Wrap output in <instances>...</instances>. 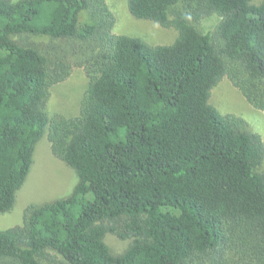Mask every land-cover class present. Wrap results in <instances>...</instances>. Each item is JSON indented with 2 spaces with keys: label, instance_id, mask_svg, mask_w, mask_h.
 I'll return each instance as SVG.
<instances>
[{
  "label": "trees",
  "instance_id": "1",
  "mask_svg": "<svg viewBox=\"0 0 264 264\" xmlns=\"http://www.w3.org/2000/svg\"><path fill=\"white\" fill-rule=\"evenodd\" d=\"M173 44L114 35L105 0H0V214L47 133L79 181L0 231V264H264L262 138L209 102L230 78L264 112V0H128ZM214 14L215 33L190 23ZM64 42L43 54L19 36ZM68 44V45H67ZM89 86L74 118H50L70 59ZM130 240L121 254L106 243ZM59 257V258H57Z\"/></svg>",
  "mask_w": 264,
  "mask_h": 264
},
{
  "label": "rangeland",
  "instance_id": "2",
  "mask_svg": "<svg viewBox=\"0 0 264 264\" xmlns=\"http://www.w3.org/2000/svg\"><path fill=\"white\" fill-rule=\"evenodd\" d=\"M105 1L115 17L114 35L137 37L152 47L171 45L176 40L178 36L176 29L165 28L153 21L133 17L128 9V0ZM189 21L201 33L212 35L215 46L220 45L219 37L214 34L221 21L219 15L214 14L199 22L193 19ZM16 39L32 45L50 57L55 55L56 47H66L64 42L54 41L46 36L27 35L22 39L18 36ZM73 58H69L71 61L69 77L50 88V97L46 108L50 118L57 116L74 118L79 115L81 102L87 93L90 78L86 68L77 66ZM209 102L222 115L243 119L246 122L245 130L259 135L264 143V112L255 109L230 78L224 77L213 88ZM259 170L264 172V162ZM78 181L79 177L75 170L54 156L47 133H45L35 146L33 166L25 184L17 192L13 209L0 214V231L22 225L25 212L29 207L40 206L70 196ZM130 242V240H122L112 234L106 237L107 245L116 255L123 253Z\"/></svg>",
  "mask_w": 264,
  "mask_h": 264
}]
</instances>
